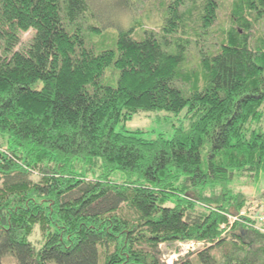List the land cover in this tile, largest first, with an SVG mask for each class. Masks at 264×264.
<instances>
[{
	"label": "trees",
	"instance_id": "trees-1",
	"mask_svg": "<svg viewBox=\"0 0 264 264\" xmlns=\"http://www.w3.org/2000/svg\"><path fill=\"white\" fill-rule=\"evenodd\" d=\"M109 1L0 0V264H167L188 241L170 264H264V231L218 212L264 175V0H156L157 31L122 27L130 5L103 23ZM183 110L169 138L116 130Z\"/></svg>",
	"mask_w": 264,
	"mask_h": 264
},
{
	"label": "rangeland",
	"instance_id": "rangeland-1",
	"mask_svg": "<svg viewBox=\"0 0 264 264\" xmlns=\"http://www.w3.org/2000/svg\"><path fill=\"white\" fill-rule=\"evenodd\" d=\"M155 3L156 0H110L107 4H103L104 6L101 5V8L99 7V9L101 12H104V16H106L103 23L107 24L109 23L108 21L111 20L108 17L109 13H111L113 10H116L117 8L130 5V8L125 7L123 9H118L119 13L121 14L120 24L122 27L126 26L130 22H136V20L140 19L142 20V26L157 31L161 18L157 10L154 8ZM228 5L229 3L227 1H222L221 3L217 22L212 29L213 35L215 37L220 32L222 27H226ZM258 30L260 32L264 31L263 23H259ZM108 33L109 34L106 37L107 40L104 38L106 42V46L104 45L105 47L112 46L111 39L113 38V33L110 30H108ZM31 36L32 31L22 33L17 49L21 46H25ZM208 44L209 42H203L205 48L208 46ZM195 52V46L191 47L188 55L190 56L189 64H196V58L194 57ZM107 82L109 84H114L115 81L108 79ZM184 114V110L176 115L164 111L141 113L133 116L125 123H120L116 127V130L119 131L121 128H124L125 130H142L143 132L140 134V136L144 139H152L158 134H163L165 137L169 138L173 134L175 127H185L188 124V118H186ZM2 150H6L5 146H0V152ZM113 178L117 180L118 175L114 174ZM226 188L233 194H238L239 198L244 202H242V207L234 212H224L219 209L218 212L220 215H222L227 220L221 224V229L224 231L223 233L229 231L236 224L264 231V222H258L259 217L264 215V175H261L258 178L235 176L227 182ZM252 220L254 222H251ZM207 244L208 243H204L205 246ZM191 247V245L186 243L177 242L170 245L161 244L159 249L161 258L164 259L167 264H170L175 258H177L179 252L181 254L179 255L180 257L194 253V250L192 251L189 249ZM212 252L214 254H218L217 249H214ZM175 254L178 255L175 256ZM3 264H14V260L12 257L6 256L3 258Z\"/></svg>",
	"mask_w": 264,
	"mask_h": 264
},
{
	"label": "built area",
	"instance_id": "built-area-1",
	"mask_svg": "<svg viewBox=\"0 0 264 264\" xmlns=\"http://www.w3.org/2000/svg\"><path fill=\"white\" fill-rule=\"evenodd\" d=\"M258 222L259 223H263L264 222V215L263 216H261V217H259V220H258ZM180 243H186V242H180ZM186 244H188V245H191L192 247L191 248H189L190 250H194L193 252H195L196 250H198V249H201L203 246H204V242H197V241H189V242H187ZM198 246V247H197ZM179 255H181L180 254V252L178 253ZM178 254H175V256H177ZM178 255V256H179Z\"/></svg>",
	"mask_w": 264,
	"mask_h": 264
},
{
	"label": "bare ground",
	"instance_id": "bare-ground-1",
	"mask_svg": "<svg viewBox=\"0 0 264 264\" xmlns=\"http://www.w3.org/2000/svg\"><path fill=\"white\" fill-rule=\"evenodd\" d=\"M189 242V241H188ZM187 243V242H186ZM177 257H179V256H177ZM176 259V258H175Z\"/></svg>",
	"mask_w": 264,
	"mask_h": 264
}]
</instances>
